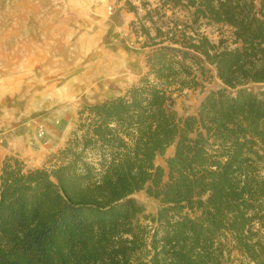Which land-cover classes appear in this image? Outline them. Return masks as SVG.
<instances>
[{
  "label": "trees",
  "instance_id": "16d2710c",
  "mask_svg": "<svg viewBox=\"0 0 264 264\" xmlns=\"http://www.w3.org/2000/svg\"><path fill=\"white\" fill-rule=\"evenodd\" d=\"M120 1L146 71L49 167L0 160V264H264V0Z\"/></svg>",
  "mask_w": 264,
  "mask_h": 264
},
{
  "label": "rangeland",
  "instance_id": "374dc122",
  "mask_svg": "<svg viewBox=\"0 0 264 264\" xmlns=\"http://www.w3.org/2000/svg\"><path fill=\"white\" fill-rule=\"evenodd\" d=\"M132 18L120 0H0V160L13 155L25 168L49 167L82 103L123 93L145 73ZM207 32L216 40L227 28ZM204 85L177 98L179 114L193 113L220 82ZM135 197L147 212L158 207L144 191Z\"/></svg>",
  "mask_w": 264,
  "mask_h": 264
},
{
  "label": "bare ground",
  "instance_id": "6f19581e",
  "mask_svg": "<svg viewBox=\"0 0 264 264\" xmlns=\"http://www.w3.org/2000/svg\"><path fill=\"white\" fill-rule=\"evenodd\" d=\"M108 62H110V61H108ZM112 63V62H111ZM78 68V67H77ZM84 68V67H83ZM98 68V67H97ZM89 70V69H88ZM91 70V69H90ZM92 71V70H91ZM69 73V72H68ZM87 73V72H86ZM89 73V72H88ZM110 73V72H109ZM118 73V72H117ZM66 74V73H65ZM113 77V76H112ZM73 83V82H72ZM89 86V85H88ZM70 87V86H69ZM39 127H43L42 125H39ZM44 133L45 132H43V131H41L39 134H38V136L39 137H42L43 135H44Z\"/></svg>",
  "mask_w": 264,
  "mask_h": 264
},
{
  "label": "crops",
  "instance_id": "0c3cea01",
  "mask_svg": "<svg viewBox=\"0 0 264 264\" xmlns=\"http://www.w3.org/2000/svg\"><path fill=\"white\" fill-rule=\"evenodd\" d=\"M173 151V148L171 147L170 149H168V153L171 154Z\"/></svg>",
  "mask_w": 264,
  "mask_h": 264
},
{
  "label": "built area",
  "instance_id": "2783aa9c",
  "mask_svg": "<svg viewBox=\"0 0 264 264\" xmlns=\"http://www.w3.org/2000/svg\"><path fill=\"white\" fill-rule=\"evenodd\" d=\"M109 10H111V6H109Z\"/></svg>",
  "mask_w": 264,
  "mask_h": 264
}]
</instances>
